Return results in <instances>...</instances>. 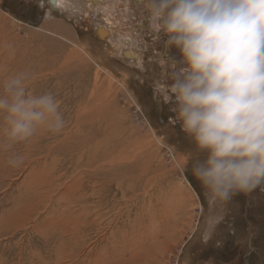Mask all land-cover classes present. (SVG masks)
Here are the masks:
<instances>
[{
    "label": "rangeland",
    "instance_id": "obj_1",
    "mask_svg": "<svg viewBox=\"0 0 264 264\" xmlns=\"http://www.w3.org/2000/svg\"><path fill=\"white\" fill-rule=\"evenodd\" d=\"M80 1L66 13L0 0V80L31 73L28 91L53 93L65 119L16 145L20 168L0 151V264H144L152 244L163 264H264V190L209 202L191 171L202 155L172 110L171 68L140 59L152 45L124 0ZM106 23L129 39L122 48L98 37Z\"/></svg>",
    "mask_w": 264,
    "mask_h": 264
},
{
    "label": "clouds",
    "instance_id": "obj_2",
    "mask_svg": "<svg viewBox=\"0 0 264 264\" xmlns=\"http://www.w3.org/2000/svg\"><path fill=\"white\" fill-rule=\"evenodd\" d=\"M67 11L70 0H60ZM149 27L179 57L173 111L202 155L192 166L210 203L264 190V0H144ZM31 73L0 80V151L20 168L17 144L65 127L51 92L30 93Z\"/></svg>",
    "mask_w": 264,
    "mask_h": 264
},
{
    "label": "flooded vegetation",
    "instance_id": "obj_3",
    "mask_svg": "<svg viewBox=\"0 0 264 264\" xmlns=\"http://www.w3.org/2000/svg\"><path fill=\"white\" fill-rule=\"evenodd\" d=\"M105 1L106 0H99V2L102 3L103 7L106 4ZM109 2L111 3L110 0H109ZM123 3L127 4V7L125 8V6H124V9H128L129 12L131 10L133 15H136L134 17V19H135V22L138 23V26L141 28V29H139V31H141V30L143 31L144 40L145 41L150 40V42H148V44L152 45L150 48L145 49L143 51L144 52L143 54L141 53L140 59L147 62L148 60L150 61L151 58H153L152 60H155V61H157V58H160L161 61H163L165 63V66L167 68H171V71H173L175 65L171 63V58L172 57L178 58L179 52L175 48H171V49L166 48V46L164 44V38L161 35L155 34L153 32V30L149 27L148 22H147V18H146V14L144 12V0H124ZM49 5H50V7H52L51 4H49ZM99 6H101V5H99ZM76 10H78V9H76ZM66 13H68V11H66ZM61 14L64 15L63 13H61ZM98 14L104 15L103 12H98ZM66 17H68V16H66ZM71 21H74V18ZM77 21H79V20H77ZM84 31L86 32L87 28H85ZM146 33H148L147 36H146Z\"/></svg>",
    "mask_w": 264,
    "mask_h": 264
},
{
    "label": "bare ground",
    "instance_id": "obj_4",
    "mask_svg": "<svg viewBox=\"0 0 264 264\" xmlns=\"http://www.w3.org/2000/svg\"><path fill=\"white\" fill-rule=\"evenodd\" d=\"M39 1H41L42 2V4L41 5H45V4H47V6H49L50 7V5L49 4H51L52 5V8L53 9H56V10H61L62 9V6H61V4H60V0H39ZM103 2V1H102ZM106 2V4L105 5H108L109 4V0H106L105 1ZM70 3L71 4H73V2H72V0H70ZM80 5H85V6H88V7H92V6H94V8H95V10L96 11H98V10H100L102 7H100L99 5H102V3L101 2H99V0H81L80 1ZM104 10V9H103ZM111 33V34H110ZM97 34H98V37L100 38V39H103V40H105V38H107V39H110V35H111V39H110V41L113 43V42H115V44H116V46L120 49V48H122L123 47V45H124V43L125 42H127V41H124L123 39H125L123 36H121L120 34H117V32L115 31V30H113L112 29V26H111V24L110 23H106L105 25H100V27H99V29H98V31H97ZM60 52V51H59ZM124 54V55H123ZM122 55L125 57V58H128V59H133V61L135 60L134 58H136V59H138V54L136 53V50L135 49H130L129 51H123L122 52ZM129 61V60H128ZM169 112V111H168ZM181 165H179V167H180ZM66 185V184H65ZM66 188V187H65ZM101 195V194H100ZM99 195V196H100ZM167 204L168 205H173V202L172 201H168L167 202ZM212 217H211V215L208 217V221L211 219ZM99 223V222H98ZM102 226V225H101ZM155 229H160V227H158V228H156V227H154ZM159 231H161V229L159 230ZM105 232V231H104ZM144 232V231H143ZM152 232V231H151ZM166 233V232H165ZM78 234V233H77ZM142 234V233H141ZM153 234H154V232H153ZM171 235V234H170ZM145 236V235H144ZM83 237V236H82ZM81 237V238H82ZM135 237V236H134ZM133 237V238H134ZM148 237V236H147ZM164 237H165V235H164ZM152 238H154V237H152ZM148 240V239H147ZM73 241V240H72ZM84 241V240H83ZM136 241V240H135ZM141 241V240H140ZM150 241V240H149ZM73 243V242H72ZM129 243V242H128ZM135 243V242H134ZM153 243V242H152ZM76 244V243H75ZM69 245V244H68ZM94 245V244H93ZM96 245V244H95ZM124 245V244H123ZM49 246V245H48ZM130 246V245H129ZM132 246V245H131ZM136 246V245H135ZM75 247V246H74ZM77 247V246H76ZM97 247V246H96ZM134 247V246H133ZM162 248V247H161ZM63 249V248H62ZM69 249V248H68ZM78 249V248H77ZM73 250H74V248H73ZM114 250V249H113ZM118 250V249H117ZM70 251V250H69ZM96 251V250H95ZM64 251H62V253H63ZM114 252V251H113ZM120 252V251H119ZM133 252V251H132ZM145 252V251H144ZM147 255L148 256H146V259L147 260H150V261H148L149 263L150 262H153L154 264H155V262H158L159 264H163L164 262H165V257L164 256H161L160 257V253H159V251H158V248H157V246H154V244H152V245H150L149 246V248L147 249ZM77 253V252H76ZM100 253V252H99ZM103 253V252H102ZM122 253V252H121ZM59 254H61V253H59ZM69 254V253H68ZM97 254V253H96ZM107 254V253H106ZM127 254V253H126ZM163 254V253H162ZM100 255V254H99ZM124 255V254H123ZM165 255V254H164ZM64 256H65V254H64ZM67 256V255H66ZM71 256V255H70ZM93 256V255H92ZM104 255L102 254V257H103ZM151 256H153V259L151 258ZM69 257V256H68ZM68 257H67V259H68ZM97 257H99V256H97ZM66 258V257H65ZM76 258H77V255H76ZM104 258V257H103ZM145 258V257H144ZM99 259V258H98ZM55 260V259H54ZM59 260V259H58ZM85 260V259H84ZM102 260V259H101ZM105 260V259H104ZM103 260V261H104ZM147 260H146V263H144V264H147ZM52 261V260H51ZM65 261V260H64ZM67 261V260H66ZM76 261V260H75ZM74 261V262H75ZM94 261V260H93ZM105 261H107V258H106V260ZM111 261V260H110ZM155 261V262H154ZM73 262V263H74ZM101 262V261H100ZM100 262H98V264H100ZM119 262V261H118ZM121 262V261H120ZM130 262V261H129ZM145 262V261H144ZM71 263V262H70ZM112 263V262H111ZM115 263V262H114ZM152 263V264H153ZM72 264V263H71ZM77 264V263H76ZM104 264V263H103ZM109 264V263H108Z\"/></svg>",
    "mask_w": 264,
    "mask_h": 264
},
{
    "label": "crops",
    "instance_id": "obj_5",
    "mask_svg": "<svg viewBox=\"0 0 264 264\" xmlns=\"http://www.w3.org/2000/svg\"><path fill=\"white\" fill-rule=\"evenodd\" d=\"M85 5H81V6H79V7H81V8H83Z\"/></svg>",
    "mask_w": 264,
    "mask_h": 264
}]
</instances>
